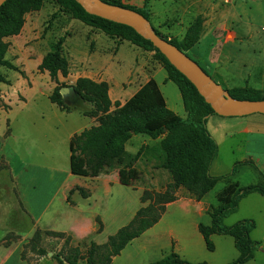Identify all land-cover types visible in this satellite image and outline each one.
Returning <instances> with one entry per match:
<instances>
[{
    "label": "rangeland",
    "instance_id": "rangeland-1",
    "mask_svg": "<svg viewBox=\"0 0 264 264\" xmlns=\"http://www.w3.org/2000/svg\"><path fill=\"white\" fill-rule=\"evenodd\" d=\"M121 1L126 5L143 6L132 0ZM21 3L22 0L13 1L7 5V8L13 9ZM180 3L185 8L181 9L182 14L174 17L171 12H168L169 7L179 6ZM192 3L193 0H155L153 7L157 15L152 17L153 23L149 20L150 26L156 31L155 26L165 25V32L159 30L156 32L166 39L172 40L169 39V36L175 34L167 33L169 29L166 27L174 24L175 18L188 24V21L194 16V19L189 22L192 24L199 16L200 22L218 34L224 31L221 23L232 20L237 9L241 18L236 22L233 20L232 29L237 32V39L241 41V45L248 46L244 51L247 55L245 57L247 67L239 73L227 74V80L218 79L210 68H208L209 75L215 81L218 79L217 82L232 96L264 97V0H202L199 5L202 6L203 12L197 17L195 15H197L198 8L197 6L192 7ZM36 5V7H30L24 14L25 23L22 31L18 35L5 38L10 42L6 57L18 64L20 69L27 73L28 78L24 79L18 71L5 66L1 67L8 84L0 83V86L2 85L3 89H8V92L4 91L3 95L0 92V240L4 238L0 244L3 241L11 240L13 235H17L16 241L23 240L20 251L24 248V242H27L34 234L33 228L37 218L23 205L17 189L19 184L15 187L12 176L4 169L7 167V161L10 162L12 168L13 166L16 168L15 172L18 175L16 181L21 183L24 198L36 204L35 210L40 212L39 210H42L53 198V207L59 211L52 214L54 208L51 206V209L43 217L42 224L45 226L41 227L47 228L46 225H50L53 228H59V230L69 228L73 218L68 215L70 212H77V210L67 208L68 215L65 216L63 213L66 208L61 203L64 193L62 185L72 183L76 178L74 175L68 178L71 172L68 134L74 131L81 132L90 126V118L84 117L79 110L97 122L101 115L96 102L82 100L69 86H67L70 88L66 94L67 100L71 107H78L79 110L72 109L70 112L61 110L57 104L50 100L49 95L56 86V82L50 78L48 71L39 70L38 66L43 56L60 38H65L68 45L65 47L66 53L72 55L69 56V59L70 73L72 72L73 76L68 79L61 76V81L67 85H73L76 76L89 71V67L85 63L87 53L96 48L105 49L106 52L103 55L107 61L106 64H108L107 68L109 72L117 74V76L114 75L113 81V84L116 85L121 83L124 74L130 70L137 53L142 49L126 40L121 41L117 37H111L102 30L73 18L61 0H38ZM205 46L206 43H203L198 50L203 52ZM142 50L145 53L150 52ZM253 50L256 58L252 57ZM189 53L194 57L193 51ZM155 57L154 54L152 58L156 60ZM144 58L149 59L148 54L141 56L142 61ZM193 59L202 67L207 68L201 60ZM253 61L256 62V67L251 68ZM165 74L166 72L162 70L155 76V79L158 81L169 106L186 118L181 92L173 81L165 82ZM98 76L102 78L104 74L101 73ZM144 79H141L139 84H142ZM128 86V82H125L124 87ZM122 95L125 96V92ZM120 102L123 103L124 100H120ZM112 107V110L116 108L114 104ZM208 118V129L219 145L218 155L211 165L210 173L213 175L228 174L230 180H220L206 194L207 210L210 204H218V195L227 186L228 181L232 180L231 184L239 187L260 183L263 179L262 174L264 175V114L255 113L246 116L214 114L213 117L209 116ZM246 126L250 133L243 132ZM132 139L128 148L130 151L136 150L134 152H137L142 145H146L140 159L132 169L135 177L133 185L110 184L111 196L114 201L110 208H100L105 221L102 233H95L92 230L93 219L89 216H86L85 221L79 225L81 231L78 237L80 239L72 235L71 244L79 245L84 252L92 240L104 243L106 238L129 222L141 206L140 195L143 189L164 191L172 180L170 172L161 166L165 156V151L160 146L161 138L152 140L146 134H134ZM259 139L263 142H260ZM135 140L138 142L136 143ZM249 160H252L256 167L249 163ZM238 161L247 163L240 165L238 171L233 174L234 164ZM118 169L119 167H115L108 173ZM83 188L90 191L86 187ZM104 190L103 188L95 189V199L98 198L97 196L108 195ZM178 196L183 200L190 201L192 199L184 189L178 191ZM71 197L72 203L74 200L84 198L78 191H75ZM148 203L149 201L145 202V204ZM186 208L189 213L183 217L184 208L171 207V212L161 224L153 229L149 228L141 236L133 239L119 255L114 257L111 264H149L165 257L173 250L182 256L185 254L184 258L187 260L207 261L209 264H227L239 256V251L231 235L213 234L211 238L215 245L214 250L207 248L204 238L201 237L202 233L200 234L198 230L200 238L197 241L193 235L194 226H190L191 222L199 220L210 224L211 216L207 213L200 215L196 212L194 205ZM52 216L53 220L50 221ZM247 218L254 219L256 222L251 236L258 241V245L254 251V257L244 264H264V195L252 192L245 196L240 201L239 208L223 218L222 224L231 226ZM170 226H178L181 229L185 226L191 231L192 243L186 241L178 243L168 233ZM27 235L30 236L24 238ZM42 246L47 252L44 255L30 250L26 252V260L29 264H61L64 239L45 236ZM13 253L8 264H19L15 251ZM6 257V250L0 246V264H3ZM80 264H85V261H81Z\"/></svg>",
    "mask_w": 264,
    "mask_h": 264
},
{
    "label": "trees",
    "instance_id": "trees-1",
    "mask_svg": "<svg viewBox=\"0 0 264 264\" xmlns=\"http://www.w3.org/2000/svg\"><path fill=\"white\" fill-rule=\"evenodd\" d=\"M13 1L17 0H7L0 6V82H7L1 71L2 66L18 71L24 78H28L24 70L6 57L10 42L5 38L18 35L22 31L25 23L24 14L30 7H36L38 0H22V3L17 7L7 8V5ZM103 1L112 5L135 9L150 20L151 0H144L142 7L126 5L121 0ZM61 2L65 4L73 18L98 28L111 37H117L121 41L126 40L143 49L155 51L156 58L167 71L166 81L171 80L179 87L187 113V117L184 118L168 107L165 96L154 78L143 84L124 103L118 100L113 103L109 94V84L106 81L98 82L82 76L77 78L73 85H67L60 79L61 76L67 77L70 73V61L64 47L66 39L63 37L43 56L38 68L43 72L48 71L50 78L56 82V86L49 95L53 103L67 112L78 109V107H71L61 93L63 87L69 86L82 100L96 102L99 111H101L97 124L75 133L70 139V170L72 174L96 177L103 172L119 167L121 183L130 185L134 174L132 169L140 159L146 145H142L135 154H132L126 150L127 142L134 134H146L153 139L161 138L160 146L165 151L161 166L170 172L172 180L167 184L164 191L144 190L141 201H149V203L140 207L131 221L110 235L106 242L98 243L92 240L84 252L79 245L73 246L71 244L73 238L71 234L64 231L37 228L32 237L24 244L21 252V257L24 260H26L28 250L44 255L47 252L42 246V242L45 236H53L64 239L61 264H80L83 260L85 264H111L114 257L119 255L133 239L141 236L160 221L167 210V205L178 199L180 189L186 190L193 199L200 201L220 180H230V177L228 174L212 175L210 173L211 165L218 155L219 145L209 131L207 122L210 115L217 113L200 94L196 86L167 59L150 39L133 27L91 14L78 0H61ZM200 23L198 16L189 26L186 37H190L195 26ZM156 31L158 30L156 29ZM159 35L161 36V34ZM168 41L183 50L175 40ZM203 68L210 74L207 68ZM113 104L116 106L114 110H112ZM248 162L256 167L252 160ZM244 163L247 162H236L232 173H236L238 167ZM262 178L260 183L239 187L233 186L232 180L228 181L227 186L218 195V204H211L207 210L211 216V223L201 222L199 224V230L210 250L215 249L211 238L213 234H228L234 238L239 256L227 264H244L254 257V251L258 245V241L251 236V232L256 227L255 220L247 218L231 226H224L222 221L225 216L239 208L240 201L248 194L258 192L264 195L263 174ZM75 191L80 192L84 197L90 195V191H86L77 185L68 194L67 200L69 202H72L71 196ZM96 221L99 225L98 232L103 231L102 219L97 216ZM16 239L17 235H13L11 240L5 242V245H10ZM149 264L209 263L207 261L193 262L187 260L173 250L165 257Z\"/></svg>",
    "mask_w": 264,
    "mask_h": 264
},
{
    "label": "crops",
    "instance_id": "crops-1",
    "mask_svg": "<svg viewBox=\"0 0 264 264\" xmlns=\"http://www.w3.org/2000/svg\"><path fill=\"white\" fill-rule=\"evenodd\" d=\"M132 1L135 2L136 4H139V5H141V4L143 5V3H144V0H132ZM154 1L155 0H151V19H150L151 22H152V17H155L157 15V13H156V11L154 10V7H153V2ZM201 1L202 0H196V1L193 0V3L191 5L192 7L193 6H197V8H198L197 9V15H195L196 17L203 12L202 6L199 5ZM196 2H198V3H196ZM184 8L185 7H183V5H181V3H180L179 6H176V7H173V8L169 7L168 12H171V14H173L174 17H178L179 14H182V10L181 9H184ZM240 18H241V16H240V14L238 13V11L236 9L235 12H234V17H232V20L230 19L231 21L230 20H226V21H223L221 23V27L223 28L224 31H222V32H220L218 34H215L213 32L212 28L211 29L207 28L201 22L200 24L195 26L193 32L191 33V36L190 37H186V33H187L188 28H189V25H191V24H189V22L191 21V19L192 20L194 19V16L190 19V21H188V24H184L183 22H181L178 19L176 20V18H175L174 24H170L166 28L169 29L167 31V33L175 34L174 36L173 35L169 36V39L175 40L183 48V51L185 53L187 52L190 55L189 52L193 51L195 54H194V57L190 55L191 57H193L195 59H198V60H201L202 63H204L206 65L207 69L210 68L213 71V73L218 77V79L227 80L226 79L227 74H229V73H239L240 71H242V69L247 67V65L245 64V57L247 55L244 53V51L248 48V46L244 45V47H243V45H241V41L239 39H237V32L234 29H232V25H233L234 21L236 22V20H238ZM250 24L251 23L249 21V25ZM164 28H165V25L155 26V29H157V30H159L161 32H165ZM183 29H184V31H183ZM66 43L67 42L65 40L64 47L68 46ZM203 43H206V46H205L204 51L202 52V51H199L198 49ZM142 49H141V51L139 53H137L136 58H135V62L132 64L130 70H128L127 73L124 74V76H123V78L121 80V83H118L116 85L113 84L114 75L117 76V74L116 73L113 74V73L109 72V69L107 68L108 64H106L107 61H106V59H104V55H103L106 52V50L105 49H99V48H96L93 51H89V53H87V55L85 57V63L89 67V71L85 72V74H79L78 76H76L75 81L77 80V78L83 76V77H89V78H91V79H93L95 81H98V82H101V81L108 82V84H109V94H110V97H111L113 103H115V101H117V100L118 101L124 100V102L126 100H128L148 80H150L151 78L155 79V76L159 72H162V70H164L166 72V74H165V82H167L166 81V78H167V75H168L167 71L165 70V68L163 67L162 63L159 61L158 58L155 57L156 60L152 58L153 55L155 54V51L147 50V51H150V52L145 53ZM144 50H146V49H144ZM65 52H66V50H65ZM67 53H66V55H67ZM143 54H148V58L149 59H145L144 58V60L142 61L141 60V56ZM67 56L69 58V56H72V55L68 54ZM252 57L256 58V54H255L254 50H253V53H252ZM69 61H70V59H69ZM16 65H18V64H16ZM254 67H256V62L253 61L251 63V68H254ZM101 73L104 74V76L102 78H100L98 76ZM72 76L73 75H72V72H71V73H69V75L67 77H64V78L68 79V78H71ZM60 79H61V77H60ZM141 79H144V81L142 82V84H139ZM218 79H217V81H219ZM125 82L126 83L128 82V84H129V86L127 88L124 87V83ZM0 83L4 84V85L8 84L7 82H0ZM1 86H0V92L3 95L4 91L6 93L8 92V89H3ZM11 87H12V85H11ZM123 92H125V96L122 95ZM65 98H66L67 103L69 104V101L67 100V97H65ZM166 102H167L168 107L171 108L169 106L167 100H166ZM183 105H184V103H183ZM112 109H113V107H112ZM171 109L173 110V108H171ZM184 109H185V107H184ZM173 111L175 113H177L175 110H173ZM79 112L84 117L90 118V126L95 125V124L98 123L97 121H95V119H93L91 116L87 115L85 112H83L81 110H79ZM178 115H180V114H178ZM210 116L213 117V115H210ZM208 120H209V118H208ZM90 126H88V127H90ZM243 132L250 133V130L246 126L243 129ZM75 133H77V132H75V131L74 132H70L68 134V139L70 140L71 137ZM132 138H133V136H132ZM132 138L127 142L126 150L129 153L135 154L136 152H134V151H136V150L130 151L128 149L129 146H130L131 140H133ZM152 140H157V139H153L152 138ZM259 141L263 142L260 139H259ZM135 142L137 143L138 141L135 140ZM2 153H3V149H2ZM4 169L12 176V178H13V180L15 182V184H14L15 187H17V184H19V187H17V189H18V192H19V195H20L19 197L21 198V201L23 202V205L27 208L28 211L33 213L34 216L37 218L36 223L34 224L33 231H35L37 228H40V229H43V230L50 229V230H56V231H64V232H66L68 234L73 235L77 239L79 238L78 234L81 231L79 225L82 224L83 221H85L86 216H89V217H91V219H93L92 230L95 233H102L104 231L103 230L101 232H98V226L99 225H98V223L96 221V217L99 216L102 219L104 227H105V221H104V219L102 217V212H101L100 208H103V207L104 208H106V207L110 208L111 207V205L113 204L114 200H113V197L111 196V191L112 190H111V185L110 184H112V183H121L120 176H119V169L117 171L113 170L110 173L103 172L99 176H96V177L74 175V174H72L70 172L69 175H68V178H71V176H73V175L76 178H75L74 182L69 183L67 185H65V184L62 185V187L64 188L63 189L64 193H63V198L61 199L62 200L61 203H62V206L66 208V211L63 213V215H65V216L68 215V209L67 208L76 209L77 212L76 211H74V213L70 212V214L68 215V216H72V218H73V220L71 222L72 225L69 226V228H65V229L59 230V228H57V227L53 228V226H50V225H46L47 228L41 227V226H45L44 224H42L43 217L46 214V212L49 209H51V206H52V208H54V211H53L52 214H56L59 211V210H55V207H53V204H54L53 203V198H51L47 202V204L44 206V208L42 210H39L40 212H38L37 210H35V205L36 204L34 202H32L31 200H26L24 198V192H22L21 183H20V181H16V179H18V175L15 172L16 168H14V166L12 168L10 162L7 161V167H5ZM13 171L15 172V174H14ZM211 171L212 170L210 169V172ZM134 180H135V177H134V174H133L130 186L133 185ZM77 185H79L81 187L88 188L90 190V195L88 197L81 198L80 200H74V203L69 202L67 200L68 194H69L70 190L73 187L77 186ZM99 188L105 189L104 192L107 191L108 195H106V196L103 195V197L97 196L98 198L95 199L94 191H95V189H99ZM91 189L92 190L94 189L93 193H92ZM143 191H144V189L142 190V193H143ZM141 195H140V197H141ZM140 202H141V206L140 207L147 205V204H145V202H142L141 199H140ZM190 205H194L196 207V212H198L200 215L204 214V213H207L206 195L200 201H197V200H195L193 198L190 201L178 198L177 200L169 203L167 205V210L164 213L163 217L160 219V221L157 224H155L152 227V229L155 228L156 226H158L159 224H161L164 221L166 216L171 212L170 211L171 207L178 206L179 208L180 207L184 208L183 217H185L186 214L189 213V210L186 207H189ZM57 208L58 207L56 206V209ZM137 210H136V212H137ZM136 212L134 213L132 218L135 216ZM131 219L129 220V222L131 221ZM52 220H53V216H52V219L50 218V221H52ZM128 223H126V224H128ZM200 223L201 222L199 220H193L191 222V225H190V226H194L193 227V235L195 236V239L197 241L200 238V236L197 233L198 231H200L199 230V224ZM168 233H169V235L171 237H174L177 240L178 243L185 242V241L188 242V243H192V241H193L191 239V237H190L191 231L186 229L185 226H183V229H181L178 226H170L169 230H168ZM200 234H201V232H200ZM28 236H30V235H27L24 238H26ZM201 237L204 238L202 234H201ZM3 239L4 238H2L0 241H2ZM107 240H108V238H106V241ZM22 241L23 240L13 241L8 246L5 245L6 241H3L2 244H0L2 249L6 250V253H7V257L4 260L3 264H8V262L11 259L10 257L12 255H14V253H13L14 251H15V254L17 255V259L16 260H17V262L19 264H28V262L26 260L22 259V257H21L22 250L20 251V248H21V245H22V243H21ZM106 241H104V242H106ZM204 241H205V239H204ZM25 243L26 242H24V244ZM184 256L186 257L185 254L182 257L184 258ZM193 262H196V261H193Z\"/></svg>",
    "mask_w": 264,
    "mask_h": 264
},
{
    "label": "water",
    "instance_id": "water-1",
    "mask_svg": "<svg viewBox=\"0 0 264 264\" xmlns=\"http://www.w3.org/2000/svg\"><path fill=\"white\" fill-rule=\"evenodd\" d=\"M7 0H0V6ZM91 14L117 20L133 27L150 39L153 44L178 68L198 89L220 116H246L255 113L264 114L263 99L237 98L230 94L220 83L213 80L204 68L178 46L161 37L150 26L149 20L139 11L112 5L103 0H78ZM70 88L65 86L61 93L66 97Z\"/></svg>",
    "mask_w": 264,
    "mask_h": 264
}]
</instances>
